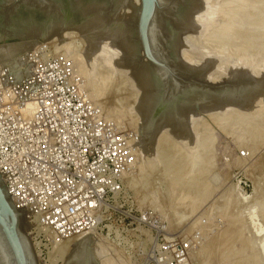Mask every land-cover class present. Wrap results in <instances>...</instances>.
<instances>
[{
  "label": "rangeland",
  "instance_id": "1",
  "mask_svg": "<svg viewBox=\"0 0 264 264\" xmlns=\"http://www.w3.org/2000/svg\"><path fill=\"white\" fill-rule=\"evenodd\" d=\"M204 1L194 5L195 13L203 15L202 25L185 28L174 19L170 24L172 38L178 41L186 34L180 39L179 56L208 81L238 82L243 95L198 102L185 109L191 111L181 125L162 126V122L161 128L149 129L132 77L107 72L100 65L97 75L85 69L81 76L88 83L89 97L102 106L106 117L137 135L138 140L132 136L136 162L126 176L124 193L106 213L100 229L51 248L36 238V222L28 217L24 220L21 229L34 247L37 264H142L152 250V234L130 216L145 208H151L183 237L194 239L192 234L200 232L202 240L195 241L191 254L198 264H264V0ZM130 6L139 11L141 1L126 0L119 12L125 15ZM138 11L131 28L142 44L137 35ZM167 12H160L159 18L169 19ZM63 32L57 35L59 39L57 33L44 32V43L51 42L53 53L63 56L81 52L85 36L74 33L72 39L63 38ZM22 46L25 50L39 45ZM17 50H3L0 60ZM140 56L150 61L143 50ZM152 115L156 121L160 114L153 111ZM245 148L249 156L243 158L239 154Z\"/></svg>",
  "mask_w": 264,
  "mask_h": 264
},
{
  "label": "built area",
  "instance_id": "2",
  "mask_svg": "<svg viewBox=\"0 0 264 264\" xmlns=\"http://www.w3.org/2000/svg\"><path fill=\"white\" fill-rule=\"evenodd\" d=\"M23 61L22 76L0 74V176L16 208L38 225L36 238L53 248L101 228L125 191L136 162L129 138L138 137L104 115L71 60L50 43ZM130 218L152 234L142 264H198L191 254L199 231L183 237L151 208Z\"/></svg>",
  "mask_w": 264,
  "mask_h": 264
},
{
  "label": "bare ground",
  "instance_id": "3",
  "mask_svg": "<svg viewBox=\"0 0 264 264\" xmlns=\"http://www.w3.org/2000/svg\"><path fill=\"white\" fill-rule=\"evenodd\" d=\"M60 1L61 2L58 3L59 6L63 7V4L65 3V1L64 0H60ZM68 1L70 2V5H72V9H74V11L71 12L70 15L68 16L63 15V10L61 11V9H59L58 6H54V8H48L46 10L42 9L45 20H42V19L39 20L38 17H35V13H33L34 11L32 8H30V6L22 4L23 9L16 7L14 11H11V15L9 18L7 17L6 20L3 19L0 21V55L3 50L11 48V47L15 49H20V50L14 51V53L8 56L7 58L0 60V74L4 69H7L10 72L17 73V74H20V76H22L21 70L23 69L25 65L23 61V56L28 51L33 50V49L21 50L22 47H24L22 45L31 46V47H33L34 45L38 46L46 41L42 37L44 32L46 34L48 33L49 35L57 33L56 34L57 36L58 34L61 35V33L59 32L66 31L67 33L63 32L65 35L62 33V35H64L63 38H65V36L67 37L74 36V33H79V34L82 33L86 38V45L82 48L83 50L81 52L75 55H71V54L69 56L64 55L66 56V58H69L71 60L72 66L75 68V70L78 73H80V75L82 74L84 75L83 71H85V69H86L85 73L95 72V74L97 75L98 72L96 69H99V65H100V68H103L106 71L107 70L110 72L114 71V73L121 72L122 74L126 75V77L129 76L128 78L132 77L133 81L137 82V84L136 83H133V84L137 85V88L140 92V96H142L140 98L142 102L140 103V105H142V109H144L146 115L148 116L147 118L148 125H146L145 128H149V129L151 128L154 129L155 127L161 128L162 124H163L162 126H164V125H167L168 123L172 124L173 122H174V125L175 124L181 125L183 123L182 119L188 117L187 114L189 113V111H191V109L189 111L185 110L186 108H189L188 106H190L191 108L196 103L198 104V102L204 104V103H208L211 100L212 101L213 100L216 101V99L219 100V98L217 97L223 98V97H229L231 95H234L231 98H235V96L241 97V95H243V94H239L240 91H238V89L236 90L233 89L232 92H225L223 94L220 93L218 95H210L207 92L200 93L196 91L191 95L190 98L183 100L180 103V106H179L180 108L178 107V110L175 113L162 114L159 117H157L156 121L155 120L152 121L151 119V117H153L152 112L157 102L158 85L163 84L164 82H167L166 80L167 78L164 79V75L162 74V71H160L158 67L155 66L154 63L147 61L146 59L144 60L141 59L140 53L142 52L143 48H142L141 42L137 40L138 37L137 39L135 38L136 36L134 37V31H136L135 28L134 29L131 28L133 27L131 23L137 16L138 8L135 9L134 7L130 6L131 7L130 11L125 8L126 12L124 15L120 13L119 10H121V8H123L122 10H124L123 5L126 4V0H115V3H114V0H109V2L112 3V6H110L108 0H68ZM137 1L139 2L141 1L140 10L138 11L139 14H141V11L143 9V1L142 0H137ZM198 2L199 0H156L155 7L153 9V14L149 22V39H150L151 48L153 50H157V52L163 59H165L164 57L165 55L170 56L173 62L175 59L176 63L178 64L180 63V65L183 64L185 67H187L190 70L194 69L191 66L192 62H190L191 64L190 66H187L189 65V63L188 62L186 63V61H184L186 59L183 60V57L181 56L182 54L179 56L178 47L180 46V39L182 35L179 37L178 41L176 38L174 37L172 38L171 36L172 30L170 28V24H172L173 26L172 20L174 19L177 22V24H179V26L185 25V28L187 27L190 28L198 23L203 22V17H202L203 15H199V14L197 15L195 13L197 12V10H195L196 6L194 7V5H197ZM32 7L35 8L34 6ZM167 11L171 13V16L169 19H165V18L162 19L163 20L162 21L159 18V14L160 12L161 14H163V13H166ZM195 28L196 26L194 27V29ZM138 33L139 32H137V35ZM185 35L186 34H184V37L183 36L182 37L186 38ZM41 37L42 39H40ZM58 37L59 36H57L56 38ZM206 38L207 40L209 39V37H206ZM53 39L54 41H57L55 40V38ZM172 39H174V41ZM64 40L62 39V42L66 43V41ZM71 44L72 43L70 44L68 43L69 46ZM170 44L173 45V48L170 46ZM80 46L78 45L79 48ZM68 47L66 45L65 48H68ZM59 51H62V50L60 49ZM161 57L160 59L162 61H165ZM144 61H146L148 65ZM195 66L197 65H194V67ZM105 70L104 72H106ZM114 73L113 75H115ZM202 74L204 73L200 72L197 75L201 77L202 79L208 81V79L202 77L203 76ZM208 75L207 76L205 75V76L210 77ZM121 76L122 75H120V77ZM85 80L87 81V79ZM211 80L213 81L212 78ZM209 82L211 81L209 80ZM87 84H85L86 85L85 88H87ZM94 103H96V101H94ZM96 104L98 105V103ZM100 107L102 108V106ZM153 119L155 118L153 117ZM169 120L171 122H168ZM160 123L162 124L160 125ZM149 125L152 127H149ZM172 126L170 128H172ZM170 128H167V130H169ZM130 140L132 139L129 138V144H130ZM152 145L150 146L152 147ZM151 147H150V150L152 151ZM150 150L148 152H150ZM149 154H152V153H149ZM148 157H151V155ZM17 212L19 213V220H20L21 226L25 228L24 220L27 219L28 214L26 213L25 210H18ZM94 230L96 229L84 232L83 234L79 235V238L80 236L85 235V234L87 235L88 232H92ZM91 238L92 237H90V239ZM26 239L28 240V243H29L28 248L31 252V255H33L34 257L33 264H37L35 251L33 249L34 247L29 241V237H27ZM0 264H9L6 253H5V248L3 247V240H2L1 234H0Z\"/></svg>",
  "mask_w": 264,
  "mask_h": 264
},
{
  "label": "water",
  "instance_id": "4",
  "mask_svg": "<svg viewBox=\"0 0 264 264\" xmlns=\"http://www.w3.org/2000/svg\"><path fill=\"white\" fill-rule=\"evenodd\" d=\"M63 7L59 6L60 0H0V21L10 17L11 11L16 7L23 9V5H28L33 9L35 17L39 20H45L43 10L58 6L63 15L68 16L71 12L72 5L68 0H64ZM143 9L140 15L139 34L142 39V48L145 57H147L162 74L167 82L158 85L157 102L153 111L157 114L175 113L183 100L191 97L194 92L210 95L232 92L233 89L240 88L238 82L226 80L223 82H209L199 77L194 70H190L183 64L174 62L170 56H164L163 59L157 50L150 46L149 39V22L151 20L156 0H142ZM67 3V4H66ZM34 6L35 8H33ZM26 11V9H25ZM160 57L165 60L162 61ZM243 86V85H242ZM180 108V107H179ZM159 115V116H160ZM19 209L12 202L6 185L0 176V234L3 240V247L9 264H33L34 257L28 248L27 235L21 229L19 220Z\"/></svg>",
  "mask_w": 264,
  "mask_h": 264
}]
</instances>
